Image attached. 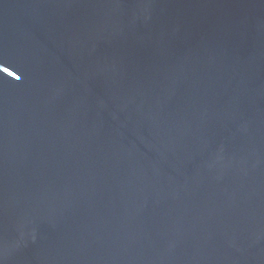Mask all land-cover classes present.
<instances>
[{
	"label": "water",
	"instance_id": "obj_1",
	"mask_svg": "<svg viewBox=\"0 0 264 264\" xmlns=\"http://www.w3.org/2000/svg\"><path fill=\"white\" fill-rule=\"evenodd\" d=\"M0 264H264V0H0Z\"/></svg>",
	"mask_w": 264,
	"mask_h": 264
}]
</instances>
